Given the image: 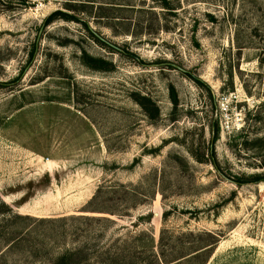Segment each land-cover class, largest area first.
<instances>
[{
	"label": "rangeland",
	"instance_id": "1",
	"mask_svg": "<svg viewBox=\"0 0 264 264\" xmlns=\"http://www.w3.org/2000/svg\"><path fill=\"white\" fill-rule=\"evenodd\" d=\"M22 104L33 163L15 171L2 142L0 181L60 168L0 196V264H145L214 241L204 264H264V0H0V121Z\"/></svg>",
	"mask_w": 264,
	"mask_h": 264
},
{
	"label": "crops",
	"instance_id": "2",
	"mask_svg": "<svg viewBox=\"0 0 264 264\" xmlns=\"http://www.w3.org/2000/svg\"><path fill=\"white\" fill-rule=\"evenodd\" d=\"M39 115L37 113V108H34L30 105H19L16 109H14L13 113H11L6 119L3 121H0V145H2V142L11 149H15L17 152L21 153L20 155L23 158L22 164L19 162L16 163L15 166L12 168L17 171L19 170L20 166L24 165L26 168L32 165L33 160L29 159V152H33L31 149H29L30 144V135H29V128H28V122L33 121L31 118L35 115ZM37 157H40L37 155ZM46 162V168H51V162L54 163V165L51 168V174L54 176L57 175V170L53 169L55 166L60 168V166L57 164V160H52L45 158L44 160ZM1 163V161H0ZM1 168V164H0ZM40 169V172L37 176V178L34 181H31L32 174H29V170H27L24 173H28L29 175L25 177V174L17 172V174L11 176V183L7 184L4 180L0 181V196L2 195V198L4 195H8V198H11L10 201L14 198L17 194H31L33 190H37L39 192V189L42 187V183L45 177H50L49 171L46 169L44 170ZM43 171V172H42ZM58 177V176H57ZM83 183V180H81ZM9 190H6V189ZM86 189L85 187H83ZM88 192V190L86 189ZM25 199V198H24ZM27 204V203H26ZM20 205V204H19ZM18 205V206H19Z\"/></svg>",
	"mask_w": 264,
	"mask_h": 264
},
{
	"label": "trees",
	"instance_id": "3",
	"mask_svg": "<svg viewBox=\"0 0 264 264\" xmlns=\"http://www.w3.org/2000/svg\"><path fill=\"white\" fill-rule=\"evenodd\" d=\"M161 3H163L165 5V0H161ZM56 15H63L65 16L66 14L64 13H60L59 11H53L51 13H49L42 21V25L45 26L47 25L48 23H50L53 19H55ZM66 17H69L71 18V16H66ZM74 20V18H71ZM80 23L81 25L83 26L87 36L94 42V43H97V44H102L106 47H110V48H113L112 46H110L109 44H107L104 40H101L99 38H97L94 33L88 28V26L86 25V23L83 21V20H80ZM34 50V49H33ZM33 50H31L29 52V57L32 56V53H33ZM118 52H121V53H125L123 50H119L117 49ZM83 64L92 68V69H98V68H101V66L99 65H94V64H91L89 61H91L92 59L90 57H87L85 54H83ZM136 59V58H135ZM143 99V98H141ZM139 100V99H138ZM137 104H139L143 110H145V106L143 104L142 101L139 100V102H137ZM209 153L210 155L212 154V150L211 148H209ZM257 179V177L255 178ZM213 237V236H212ZM215 245V241L214 242H209L207 244H204L198 248H196L195 250V253L194 254H191V255H188L187 257L185 256H181V257H178V258H170V257H166L165 254H152V259L150 261H147L145 264H182L184 262H181L182 260H185L187 259V261L185 262H188V261H191V260H198V264H204L207 260V258L210 256V253H211V250H212V247ZM69 260L68 259H65L64 255L63 256H60L58 257L53 264H70L68 262Z\"/></svg>",
	"mask_w": 264,
	"mask_h": 264
},
{
	"label": "water",
	"instance_id": "4",
	"mask_svg": "<svg viewBox=\"0 0 264 264\" xmlns=\"http://www.w3.org/2000/svg\"><path fill=\"white\" fill-rule=\"evenodd\" d=\"M94 35L97 37V38H99V39H101V40H103L102 38H100L97 34H95L94 33ZM174 68H176L177 70H181L180 68H178L177 66H174Z\"/></svg>",
	"mask_w": 264,
	"mask_h": 264
}]
</instances>
